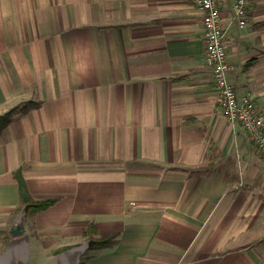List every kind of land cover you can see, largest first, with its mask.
<instances>
[{
  "label": "crops",
  "instance_id": "0c3cea01",
  "mask_svg": "<svg viewBox=\"0 0 264 264\" xmlns=\"http://www.w3.org/2000/svg\"><path fill=\"white\" fill-rule=\"evenodd\" d=\"M196 1L0 0V221L20 170L57 199L26 212L41 238L117 235L83 264H264V156L221 108ZM234 1L228 78L264 113V0L244 28Z\"/></svg>",
  "mask_w": 264,
  "mask_h": 264
},
{
  "label": "built area",
  "instance_id": "2783aa9c",
  "mask_svg": "<svg viewBox=\"0 0 264 264\" xmlns=\"http://www.w3.org/2000/svg\"><path fill=\"white\" fill-rule=\"evenodd\" d=\"M253 0H235L231 20L244 28ZM204 16L207 60L212 68L214 82L219 91L221 108L231 124L239 123L249 134L257 150L264 156V113L255 98L248 94L240 98L230 83V63L225 41V25L219 0H197Z\"/></svg>",
  "mask_w": 264,
  "mask_h": 264
},
{
  "label": "rangeland",
  "instance_id": "374dc122",
  "mask_svg": "<svg viewBox=\"0 0 264 264\" xmlns=\"http://www.w3.org/2000/svg\"><path fill=\"white\" fill-rule=\"evenodd\" d=\"M21 213L22 210H20L19 214ZM26 219L27 215L25 218V226L28 230V237L24 240L19 238L14 239L12 237L11 230L14 227L13 219H5L4 222L0 221V264H21L20 262L24 257L23 251L25 247L26 259L24 264H52L65 252L78 248L86 244L90 239H94L91 238L90 233L87 235L85 233V238L76 240H57L51 237L41 238L34 231V226L31 223H26ZM18 240L24 241L26 246L13 250V243ZM90 248L80 255L78 264L89 257L91 254Z\"/></svg>",
  "mask_w": 264,
  "mask_h": 264
},
{
  "label": "trees",
  "instance_id": "16d2710c",
  "mask_svg": "<svg viewBox=\"0 0 264 264\" xmlns=\"http://www.w3.org/2000/svg\"><path fill=\"white\" fill-rule=\"evenodd\" d=\"M10 117H11V112H8L2 116H0V132L3 131L9 121H10ZM15 177L19 183V191H20V195L22 197V200L24 201L25 205L28 208V212L35 214L44 210H47L48 208H50L51 206H53L56 202L57 199H46V200H40V201H35L29 190L28 187L26 185V182L21 174V171H17L15 173ZM86 235L88 233L91 234V238H93L95 235H97V231L95 226L90 225L88 230L85 232ZM117 235H109L106 237H100L96 239L95 244L90 248V250L93 249H107V248H111L113 247L116 243H117ZM84 262L80 263L83 264Z\"/></svg>",
  "mask_w": 264,
  "mask_h": 264
},
{
  "label": "water",
  "instance_id": "95a60500",
  "mask_svg": "<svg viewBox=\"0 0 264 264\" xmlns=\"http://www.w3.org/2000/svg\"><path fill=\"white\" fill-rule=\"evenodd\" d=\"M28 211V208L26 207L23 212L21 213L19 220L15 226V228L11 231V235L14 239H22V238H27V230H26V226H25V216H26V212ZM95 243V240H89L86 244L78 247V248H74L72 250H69L66 253L72 252V251H80V255L83 254L88 248H90L93 244ZM63 255V254H62ZM61 257V256H60ZM79 260V259H78ZM79 262V261H78ZM78 264V263H77Z\"/></svg>",
  "mask_w": 264,
  "mask_h": 264
},
{
  "label": "bare ground",
  "instance_id": "6f19581e",
  "mask_svg": "<svg viewBox=\"0 0 264 264\" xmlns=\"http://www.w3.org/2000/svg\"><path fill=\"white\" fill-rule=\"evenodd\" d=\"M25 246H26V243L24 241L18 240L13 243V250L18 249L20 247H25ZM23 253H24V257L20 262L21 264L25 263L26 247ZM79 257H80V251H72V252L63 254L60 258H58L52 264H77Z\"/></svg>",
  "mask_w": 264,
  "mask_h": 264
}]
</instances>
